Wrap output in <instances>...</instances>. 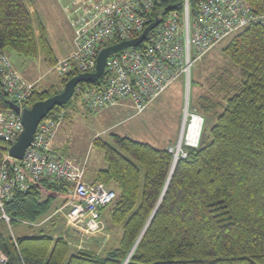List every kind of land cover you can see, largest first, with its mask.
Instances as JSON below:
<instances>
[{
    "label": "trees",
    "instance_id": "16d2710c",
    "mask_svg": "<svg viewBox=\"0 0 264 264\" xmlns=\"http://www.w3.org/2000/svg\"><path fill=\"white\" fill-rule=\"evenodd\" d=\"M29 1L0 0V53L41 58L54 67L58 58ZM247 1L256 14L264 15V0ZM201 2L191 0L193 14ZM171 10H182V0L159 8L161 16ZM223 52L232 67L211 75L210 92L196 106L215 122L204 126L198 148L184 147L186 158L178 160L149 226L174 155L169 147L118 134L109 141L97 138L94 145L104 152L107 167L98 169L93 181L117 192L105 210L110 239L102 254L97 248L74 249L75 238L60 233L56 222L49 232L14 239L0 210V249L9 264H125L129 257L127 264H264V28L251 24ZM75 76L62 77V84ZM104 82L105 77L80 85L102 89ZM61 91L35 87L28 106ZM11 102L0 76V111L10 112ZM78 102L75 91L66 105L53 111H64L67 119ZM4 145L0 142V156ZM66 197L63 183H35L16 193L5 213L10 225L16 220L37 224Z\"/></svg>",
    "mask_w": 264,
    "mask_h": 264
},
{
    "label": "built area",
    "instance_id": "2783aa9c",
    "mask_svg": "<svg viewBox=\"0 0 264 264\" xmlns=\"http://www.w3.org/2000/svg\"><path fill=\"white\" fill-rule=\"evenodd\" d=\"M90 2L92 6L82 5L75 11L73 51L55 67L61 77L73 72L77 75L95 72L100 50L142 35L155 20L161 4L160 0ZM183 7L182 14L172 11L165 15L139 46L125 48L108 58L101 77H105L102 89L81 85L76 88L87 110L96 113L129 101L135 112L141 114L180 77H185L187 88L192 66L215 45L250 23L264 26V15H256L246 0H202L195 14L191 12V0H184ZM0 76L10 99L21 110L28 108L36 84L16 70L6 52L0 53ZM190 117L191 120L197 117L203 125L204 118L197 113L185 112L183 122ZM64 120V111L50 112L39 123L23 159L18 160L11 156L9 148L24 129L22 117L12 110L0 111V142L5 144L0 156L1 217L10 226L5 205L16 193L27 192L33 184L43 181L63 183L67 189L66 201L36 225L42 226L61 214L71 231L69 235L90 240L106 231L105 210L115 201L117 192L103 183L89 181L86 164H79L55 149L54 140ZM183 145L193 147L180 137L178 146ZM177 148L168 149L174 153ZM78 249L83 248L80 245ZM0 264H9L1 249Z\"/></svg>",
    "mask_w": 264,
    "mask_h": 264
},
{
    "label": "rangeland",
    "instance_id": "374dc122",
    "mask_svg": "<svg viewBox=\"0 0 264 264\" xmlns=\"http://www.w3.org/2000/svg\"><path fill=\"white\" fill-rule=\"evenodd\" d=\"M34 1V6L31 9L34 20L40 21L42 19L47 29L48 40L56 54L61 56L63 51L70 52L73 49L74 31L72 21L75 19V11L82 5L86 7L92 6L90 0ZM232 39L230 38L221 42L196 61L192 67L190 84L187 85V88L184 83L185 79L181 78L162 93L141 114L135 112L129 101L121 103L122 105L94 113L87 110L80 100L78 102V109L71 111L69 117L62 123L57 136L58 150L56 147L55 149L79 164H86L87 179L91 181L98 169L107 167L104 152L94 145V140L97 138L109 141L112 134H118L160 149L169 146L177 148L179 139L182 137V129L185 130V127L191 124L187 139L191 144H196L200 124L196 121L188 124L189 118L183 122L185 112L201 115L204 118V126L210 127L215 122L214 119H211V116L200 113L196 106H198L200 97L210 92L211 75L217 74V72H221L225 68L232 67L230 60L223 52L224 47ZM7 54L20 74H24V72H20L21 70H29L33 78L31 81L21 75L30 83L36 84V87L39 89L51 87L64 89L62 77L55 70L57 64L51 67L41 58H20L14 53ZM21 59L26 61L25 66L21 65ZM222 111L220 110L219 112L221 113ZM59 200L61 202L63 198ZM59 202L56 205L57 208L55 207L56 209L54 208L51 214L61 206ZM52 222H56L60 233L71 232L66 227L64 217L61 214L55 215L42 226L36 224L28 225L16 220L10 226L8 225L7 231L15 238L39 236L42 230L45 232L50 231L49 228ZM107 232L108 230L104 234H100L90 240L79 237V239H74V249L78 250V247L81 245L83 249L97 248L100 254H102L106 243L110 239Z\"/></svg>",
    "mask_w": 264,
    "mask_h": 264
},
{
    "label": "water",
    "instance_id": "95a60500",
    "mask_svg": "<svg viewBox=\"0 0 264 264\" xmlns=\"http://www.w3.org/2000/svg\"><path fill=\"white\" fill-rule=\"evenodd\" d=\"M158 21H156L154 24L150 25L139 37L123 41L118 44H114L108 47H104L100 50L97 58V66L95 72L92 73H83L79 74L72 79H70L65 85L64 89L50 98L39 101L34 103L31 107L24 108L22 111L18 105H16L14 102L10 103V108L12 111H14L17 114H20L22 117V123L24 126L23 131L18 135L16 142L9 148V152L11 156L15 159L22 160L26 150L31 146L35 134L37 132V128L39 123L48 116L50 112H52L56 107L64 106L66 105L74 96L76 88L82 84V83H95L97 80H99L105 72L107 60L110 56L114 55L115 53H118L119 51L128 48V47H137L139 46L147 37L148 33L154 29L158 25ZM176 161V160H175ZM174 161V162H175ZM175 168V163L173 164L170 176L168 178L167 184L165 186V189L162 193V196L160 200L158 201L156 208L153 211L152 216L150 217V220L147 224L149 226V223L153 219L155 213L157 212L160 203L163 199L164 193L169 185V182L171 180L173 171ZM146 226V228H147ZM145 228V230H146ZM143 236V235H142ZM130 257L125 262V264L128 263Z\"/></svg>",
    "mask_w": 264,
    "mask_h": 264
},
{
    "label": "bare ground",
    "instance_id": "6f19581e",
    "mask_svg": "<svg viewBox=\"0 0 264 264\" xmlns=\"http://www.w3.org/2000/svg\"><path fill=\"white\" fill-rule=\"evenodd\" d=\"M168 1H170V0H160V2H161V4L159 5V7L157 8V10H156V12H155V15H157L156 17H155V20L154 21H152L146 28H145V30L150 26V25H152V24H154L156 21H158L159 23H158V25L154 28V29H152L150 32H152L153 30H155L159 25H160V21H161V19H163V17L165 16V15H167L169 12H172V11H177V12H179L180 14H182L183 13V11H184V7H183V2H184V0H182V10H171V11H169L167 14H165V15H163V16H161V12L159 11V8H161V5L162 4H164V3H166V2H168ZM247 1V0H246ZM248 2V1H247ZM249 4V3H248ZM250 5V4H249ZM200 6V5H199ZM251 7V6H250ZM253 10V9H252ZM254 12V11H253ZM255 13V12H254ZM256 14V13H255ZM256 15H260V14H256ZM251 24H257V25H260L261 27H263L264 28V26L262 25V24H260V23H250L249 25H247L245 28H247L248 26H250ZM245 28H243L241 31H243ZM144 30V31H145ZM241 31H239V32H241ZM149 32V33H150ZM238 32V33H239ZM148 33V34H149ZM238 33H236V34H238ZM236 34H234L233 36H231V37H228V38H226V39H224L223 41H225V40H227V39H230V38H233ZM223 41H221V42H223ZM220 42V43H221ZM220 43H218L217 45H219ZM217 45H215L213 48H215ZM213 48H211L210 50H212ZM208 52V51H207ZM193 67V66H192ZM191 70H192V68H191ZM190 75H191V71H190ZM181 78H184L185 79V77H180L179 78V80L181 79ZM188 83H187V85H189L190 84V77L188 78V81H187ZM22 111V110H21ZM188 114V113H187ZM190 119V121H188V124L191 122H193V121H196V122H198L199 124H200V130H199V135H198V140H197V142H196V144H192L193 145V147L192 148H198V146H199V144H200V138H201V135H202V133H201V130H203L202 128H204V123H203V125H202V123H201V121L197 118V117H194L193 118V120H191V117L189 118ZM191 125V124H190ZM190 125L188 126V127H185V130H183V133H182V137L181 138H185L186 140H188L187 138H188V132H189V127H190ZM184 147L185 146H178V148L177 149H175L174 150V153H175V155H174V157H175V159H176V161L174 162L175 163V166H176V164H177V162H178V160L179 159H184V158H186V153L183 151V149H184ZM183 148V149H182ZM183 152V154H182V156H181V153ZM172 153V152H171ZM174 153H172V154H174Z\"/></svg>",
    "mask_w": 264,
    "mask_h": 264
},
{
    "label": "crops",
    "instance_id": "0c3cea01",
    "mask_svg": "<svg viewBox=\"0 0 264 264\" xmlns=\"http://www.w3.org/2000/svg\"><path fill=\"white\" fill-rule=\"evenodd\" d=\"M30 2L31 3H29V8H30V10L33 8V3L35 2L34 0H30ZM32 12V11H31ZM42 23H43V21H42V19L40 20ZM44 24V23H43ZM53 50H54V48H53ZM73 51V49L70 51V52H67V51H63L62 53H61V56H58L57 54H56V52H55V50H54V53H55V55H56V57L58 58V60L59 59H62L63 57H65V56H67V55H69V54H71V52ZM18 57V56H17ZM20 63H21V65H23V66H25L26 65V61L25 60H20ZM20 71V70H19ZM20 72H24V74H22L26 79H28V80H30L31 81V79H33L32 77H31V75H30V72H29V70L28 69H25L24 71H20ZM160 97V96H159ZM116 107V106H115ZM113 108V107H112ZM59 132H60V129H59V131L57 132V135H56V137H55V142H54V146L57 148V150H58V147H57V136H58V134H59ZM91 181H93V180H91ZM52 226V225H51Z\"/></svg>",
    "mask_w": 264,
    "mask_h": 264
}]
</instances>
